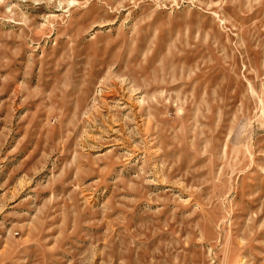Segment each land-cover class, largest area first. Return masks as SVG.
I'll use <instances>...</instances> for the list:
<instances>
[{"label": "rangeland", "instance_id": "obj_1", "mask_svg": "<svg viewBox=\"0 0 264 264\" xmlns=\"http://www.w3.org/2000/svg\"><path fill=\"white\" fill-rule=\"evenodd\" d=\"M0 264H264V0H0Z\"/></svg>", "mask_w": 264, "mask_h": 264}]
</instances>
